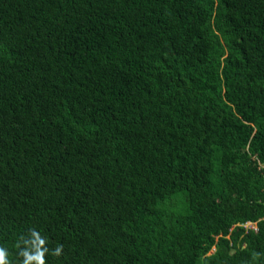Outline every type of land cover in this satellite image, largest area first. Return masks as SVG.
Segmentation results:
<instances>
[{
    "label": "trees",
    "instance_id": "trees-1",
    "mask_svg": "<svg viewBox=\"0 0 264 264\" xmlns=\"http://www.w3.org/2000/svg\"><path fill=\"white\" fill-rule=\"evenodd\" d=\"M31 229L47 264H264V0H0L11 264Z\"/></svg>",
    "mask_w": 264,
    "mask_h": 264
},
{
    "label": "clouds",
    "instance_id": "clouds-1",
    "mask_svg": "<svg viewBox=\"0 0 264 264\" xmlns=\"http://www.w3.org/2000/svg\"><path fill=\"white\" fill-rule=\"evenodd\" d=\"M47 245V238L35 229H31L30 234L27 237L22 236L17 244L20 249L18 255L22 257L20 264H47V255L60 257L63 254V245H58L51 250ZM0 264H11L9 252L4 247H0Z\"/></svg>",
    "mask_w": 264,
    "mask_h": 264
}]
</instances>
